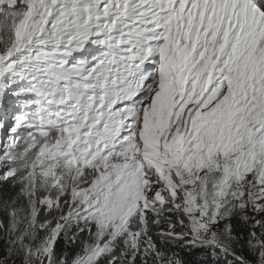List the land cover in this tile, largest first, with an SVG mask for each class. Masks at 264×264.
<instances>
[{
    "label": "snow or ice",
    "instance_id": "1",
    "mask_svg": "<svg viewBox=\"0 0 264 264\" xmlns=\"http://www.w3.org/2000/svg\"><path fill=\"white\" fill-rule=\"evenodd\" d=\"M0 264H264V0H0Z\"/></svg>",
    "mask_w": 264,
    "mask_h": 264
},
{
    "label": "trees",
    "instance_id": "2",
    "mask_svg": "<svg viewBox=\"0 0 264 264\" xmlns=\"http://www.w3.org/2000/svg\"><path fill=\"white\" fill-rule=\"evenodd\" d=\"M199 258V257H198ZM209 259H211L210 257H209Z\"/></svg>",
    "mask_w": 264,
    "mask_h": 264
}]
</instances>
